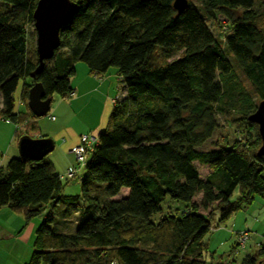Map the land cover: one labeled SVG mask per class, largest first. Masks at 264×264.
Masks as SVG:
<instances>
[{
    "label": "trees",
    "instance_id": "16d2710c",
    "mask_svg": "<svg viewBox=\"0 0 264 264\" xmlns=\"http://www.w3.org/2000/svg\"><path fill=\"white\" fill-rule=\"evenodd\" d=\"M174 1H75L60 46L36 80L46 97L66 99L77 62L100 77L114 67L126 95L112 106L71 208L61 207L66 177L46 158L0 163V207L27 220L52 204L59 209L43 217L29 264H208L205 237L215 213L227 220L240 203L264 198V156L200 149L217 130L218 113L237 108L248 119L255 112L241 78L264 100L259 0H188L182 13ZM37 2L0 0L1 114L17 125L18 138L42 136L28 108L39 60L26 27ZM218 14L227 19L223 26ZM21 81L24 111L15 109ZM238 188L240 203L231 201ZM166 197L187 208L155 222ZM72 212L79 214L75 226L63 222ZM241 264H264V242Z\"/></svg>",
    "mask_w": 264,
    "mask_h": 264
},
{
    "label": "rangeland",
    "instance_id": "374dc122",
    "mask_svg": "<svg viewBox=\"0 0 264 264\" xmlns=\"http://www.w3.org/2000/svg\"><path fill=\"white\" fill-rule=\"evenodd\" d=\"M191 1L196 2V0ZM258 2H261V4L258 3L256 5L257 8L262 14H264V0H259ZM218 19L222 26L227 21L225 17L219 14ZM209 24L212 27V30L217 32L216 35H223V31H221L217 25L211 22H209ZM26 28L29 48L34 52V55H37V33L34 27V21L28 23ZM219 31H221V34H218ZM86 66L87 65L84 62H77L75 64L76 75L72 77L71 83L75 76L81 77V68L85 67L87 69ZM116 72L117 68H110L107 74L100 78H104L105 76L111 77L115 83V95L116 97L121 98L123 96V91H125V85L124 83L119 82V76L117 74L115 75ZM241 79L243 80L246 91L250 94L253 100L255 108L252 112H254L261 102V99L257 96L254 88L248 83V81L245 78ZM22 85L23 82L21 81L14 94L15 109H19L20 111L26 110V107L23 105L20 106ZM123 88L124 90L122 91ZM101 92H93L84 98L81 103V108H79L80 105L74 108L75 117L80 119L83 122L82 124L88 126L90 129H95L97 124L100 123V119L102 120L103 117L105 118V121H107L112 110L111 105H108L106 108L107 99L104 97L106 94L104 93V96H102ZM60 99V96L55 94L52 99L54 102L52 101V106L48 115L38 118L40 120H45L44 123H46L47 126L53 124V122L50 121V116H53V114L54 116H57L55 107ZM71 99L66 98L64 99V102L70 106V103L72 102ZM73 117L74 114L71 113V118ZM71 118L69 123L70 126H73V120ZM217 119L219 124L217 130L214 132L212 138L200 147L201 150L240 148L246 151L249 155L258 152L259 148L262 146V139L259 134L258 125L249 122L247 117L240 113V110L237 108H231L228 112L218 113ZM103 130L93 131L91 134L98 137ZM52 139L54 140L55 145H57V148H55L47 158L50 160L54 159V163L56 162V169L59 170L58 173H60V175H66L69 168L80 167L75 158L73 160L74 162H71L72 164L70 165V159L64 153L63 149L66 148L65 144L67 137L61 135ZM7 161L9 160L5 159V163ZM3 166H6V164H3ZM84 175L85 166L80 169L72 180L67 179V181L66 178L62 180L63 191L61 197L64 202H62L61 207H63L64 210L65 208L72 207V203L69 200L70 197L81 195V177ZM240 199L241 192L238 188L234 192L231 201L240 203ZM240 204L241 208L234 212L227 220H221V213L218 211L211 219L212 231L205 237V241L208 244L205 261L208 264H230L233 262L234 264H241L246 255H255L260 247V243L264 242V198L256 196L252 203L245 202ZM186 208L185 203L166 197L165 202L162 204V212L156 214L153 217V220L158 222L162 217L170 213L173 215H180ZM58 210L59 209L54 208L52 204L47 206L45 211L39 216L27 220L23 212L16 213L8 207L7 209H0V264H29L34 252L33 246L36 231L43 223V217L48 216L52 211H57L56 214H59ZM11 214L13 215L11 216ZM16 215L18 218H16ZM67 216L66 220H63L67 225L75 226V224L78 223L79 214L77 212L69 213ZM62 227V229L66 230L64 226ZM216 232L219 233L217 234ZM241 232L248 234L247 243L244 249H241V246L238 244L239 236L242 234Z\"/></svg>",
    "mask_w": 264,
    "mask_h": 264
},
{
    "label": "water",
    "instance_id": "95a60500",
    "mask_svg": "<svg viewBox=\"0 0 264 264\" xmlns=\"http://www.w3.org/2000/svg\"><path fill=\"white\" fill-rule=\"evenodd\" d=\"M188 6V0H175L174 8L182 13ZM78 9L73 0H38L33 12L34 27L37 33V54L39 64L32 73L35 82L29 90L28 108L36 118L48 115L52 105V97H46L43 84L36 80L46 62L51 60L60 46V33ZM248 121L258 125L262 146L258 150L259 156H264V100L254 113L248 116ZM55 149V142L51 137L34 138L24 134L19 138V157L26 162H41Z\"/></svg>",
    "mask_w": 264,
    "mask_h": 264
},
{
    "label": "crops",
    "instance_id": "0c3cea01",
    "mask_svg": "<svg viewBox=\"0 0 264 264\" xmlns=\"http://www.w3.org/2000/svg\"><path fill=\"white\" fill-rule=\"evenodd\" d=\"M81 73H82L81 77L75 76L71 83L75 92L74 96L71 97L73 100L70 98L72 101L70 103L71 107L64 102V98L60 97L61 99L55 107V112H57V116L55 115V120L52 119L50 120L51 122H53V124L47 126V124L44 123L45 120L38 119V123L40 125L41 134H42L41 137L56 138L57 136H61V135H65L67 137V141L65 144L66 148L63 150L65 155L70 159L69 160L70 165L74 162L73 161L74 158L76 159L73 149L75 146H77L80 143L81 136L84 134H91L93 131L95 132L97 130H103L104 128H106L105 126L108 123V120L105 121V118L103 117L102 120L100 119L99 121L100 123L97 124V127L95 129H90L88 126L83 125L82 124L83 122L80 119H77L75 117L74 108L78 107L79 105H80L79 108H81V103L84 100V98L92 94L93 92L96 93L97 91L100 92L102 91L101 92L102 96H104V93L106 94V96H104L107 99L106 108L108 107V105L113 106L114 102L117 99H119L115 95V90H114L115 83L111 77L105 76L104 78H100V76L91 73L88 67L87 69L85 67H82ZM116 74L119 76L118 70L115 73V75ZM125 95L126 92L123 91L122 97H124ZM22 105L25 107V105L20 102V106ZM1 110H2V97L0 94V163L1 165H3L8 163V161L5 163V159L10 160L13 157H19V151H18L19 138L16 136L17 125L11 121L5 120L1 114ZM71 113L74 114L75 118L74 117L71 118ZM70 118L73 120V126H70L69 123ZM55 148H57V145H55ZM47 157L46 159L53 164L55 171L58 173L59 170L56 169V162L54 163V159L50 160ZM58 174L60 175V173ZM4 208L7 209V207H0V209H4ZM12 215L13 214H11V216ZM16 218H18L17 215ZM216 233L218 234L219 232Z\"/></svg>",
    "mask_w": 264,
    "mask_h": 264
},
{
    "label": "built area",
    "instance_id": "2783aa9c",
    "mask_svg": "<svg viewBox=\"0 0 264 264\" xmlns=\"http://www.w3.org/2000/svg\"><path fill=\"white\" fill-rule=\"evenodd\" d=\"M75 92L71 93L70 97L74 96ZM50 119L55 120V116H50ZM98 143V138L95 137L92 134H84L80 138V143L74 147L73 152L76 156L77 162L80 165V167H71L67 170L66 179H73L77 175V173L80 171V169L86 165V162L88 160V157L91 155V153L94 150L95 145ZM242 233V234H241ZM239 236V246H241V249H244L248 234L241 232Z\"/></svg>",
    "mask_w": 264,
    "mask_h": 264
}]
</instances>
